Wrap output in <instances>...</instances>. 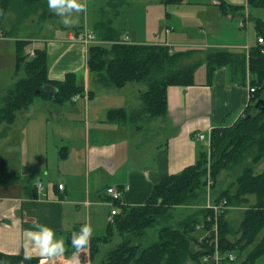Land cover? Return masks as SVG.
I'll use <instances>...</instances> for the list:
<instances>
[{
  "label": "crops",
  "instance_id": "obj_1",
  "mask_svg": "<svg viewBox=\"0 0 264 264\" xmlns=\"http://www.w3.org/2000/svg\"><path fill=\"white\" fill-rule=\"evenodd\" d=\"M216 1L218 3L215 5L213 0H183L179 3L208 6L197 11L212 27L211 34H207L202 42L197 39H181L179 35L171 37L178 24L170 17L169 12L163 16L172 19L175 26L166 24L164 37L157 30H152L157 41L149 42L145 36L130 26L133 24L131 16L123 17L116 9L131 5L144 9L150 16L152 9H157L159 4H163L161 0H91V6L89 0H82L79 2L85 7L82 8L83 12L80 9L79 17L65 23L62 17L56 14L57 25L51 30L53 34L49 28H41L42 34L37 37L42 38L43 34H49L47 37L50 41L46 42L47 54L52 51L55 55L48 67V77L58 80L62 79L66 72L81 69L84 75L80 83L83 84L84 91L61 104L46 97L36 98L26 109L16 113L12 124L0 125L5 135L15 129L19 131L16 139L17 149H10L8 145L5 146L6 151H1L0 154L8 160L12 170L10 176L8 174L0 180L1 252L24 256L30 254L31 257H39L41 264L43 258L28 237V231L37 223L53 228L59 237L65 239V247L68 234L77 232L85 223H90L93 227L91 238L99 240L105 233L107 216L111 208V203L104 194L108 185H115L121 189V201L124 205L142 204L155 183L164 176L193 164L200 151L206 150L208 140L197 139L196 133H207L216 126H229L240 117L245 102L251 98L248 73L243 76V72H231L228 66L217 68L209 82L204 65L205 71L199 78H196L194 73L193 84L168 86L167 112L165 116L160 117V124L167 129L163 142L150 146L149 141H146L147 126L153 121L145 118L138 122V126H134L141 133L139 140L135 138L134 129L129 132V140L131 141L133 137V143L137 145L136 151H132L133 154L130 146L123 140V136L128 137L125 132L127 125L133 124L109 121L106 119V113L111 108L119 107L124 108L127 113L134 110L117 106L120 102L115 101L113 96L100 97L101 103L91 109V100L95 93L90 84L94 83L97 86V83L88 73L86 64L88 46L77 38L79 33L89 29V25H93L96 20H103L120 33V37L127 34L133 43L163 44L173 50L194 49L195 52L191 55L194 60L203 59L209 49L242 51L247 55L249 48L256 44L258 32L256 20L264 22L262 14L264 8L248 7L246 0H223L228 5H244L241 14L234 16L231 12L222 11L221 0ZM209 4L214 7H210ZM101 5L103 10L98 14L95 8ZM89 8L94 11L91 20ZM244 13L247 15L244 22L245 35L238 31L234 39H229L231 35L225 33V27L233 26L230 20H238ZM153 14L160 22L159 11ZM249 18L254 21L253 42L249 38V35L251 36L247 23ZM234 28L232 27V31ZM92 29L97 33L94 27ZM152 31L145 35H151ZM201 31L204 32L205 29L202 28ZM211 38L218 40L211 42L209 41ZM97 87L100 90L110 88ZM36 106H39L38 109ZM58 134L66 139V146L59 147L56 141ZM50 137L53 138V142L49 141ZM146 147L154 148L148 152V162L133 161L132 156L137 157ZM7 155H15L16 159ZM74 156L78 161H74ZM32 170L39 176L31 185L27 181H30L29 171ZM40 171L43 175L39 173ZM20 176H23V182L20 181ZM37 180L42 182L39 193H36L34 188ZM58 183L63 184L62 189L57 187ZM110 239L104 241L101 239L97 247L101 242H108ZM89 247L90 244L85 252L88 259ZM81 254L83 253L79 254L80 260ZM99 259H94L93 264L99 263L101 261ZM260 259L264 261V255L260 256L255 264H258Z\"/></svg>",
  "mask_w": 264,
  "mask_h": 264
},
{
  "label": "trees",
  "instance_id": "obj_2",
  "mask_svg": "<svg viewBox=\"0 0 264 264\" xmlns=\"http://www.w3.org/2000/svg\"><path fill=\"white\" fill-rule=\"evenodd\" d=\"M10 1L0 0V16L9 7ZM26 1L39 4L40 1L47 0ZM182 1L161 0L166 5L179 4ZM246 5L264 8V0H246ZM220 8L235 16L241 14L244 5H228L221 0ZM97 22L94 26L97 30L95 34L106 43L90 44L87 48V70L93 81L102 87L122 88L126 83L132 82L145 85L139 97L142 107L131 113H127L122 107L111 108L106 113L109 121L138 126L137 120L165 116L167 87L193 84L194 73L202 64L206 67L208 82L220 66H228L231 72H243V76L248 73L249 87L254 88L250 103L231 125L211 129L209 146L212 155L213 188L222 169L239 167L237 180L224 190L218 189L214 203L219 204L225 200V205L234 206L246 201L244 196L251 193H254L256 201L243 212L236 229L240 236L234 240L229 238L233 232L224 218L225 211L221 210L215 213L212 208L191 207V211L184 218L172 225V209L186 204L200 205L198 203L204 198L203 177L206 174L207 158L206 151L202 150L193 164L166 175L155 183L142 204L126 206L115 202L119 210L113 221L107 224L104 235L99 240L90 239L91 264L98 251V241L110 239L114 232L118 234L119 240L103 255L99 264H207L203 257L214 254V243H210L214 234H207L201 240L198 236L215 220L220 252H235L238 257L237 264H255L264 255V172L257 175L252 173V164H257L264 156V104L262 107L256 106L259 99L264 103V42L256 41L247 55L242 51L209 49L203 59L183 63L184 59L195 52L194 49L173 50L163 44L120 42V33L109 23L103 20ZM255 25L258 29L257 37L261 36L264 40V22L258 19ZM30 44V41L24 39H18L14 43V75L22 72L23 76L7 86L0 100V125L12 124L16 113L26 109L36 98L51 99L43 90L44 84L56 87V96L52 101L58 104L84 91L83 84L77 83L75 72H66L62 79L48 80L47 53L37 48L32 57L26 56L24 48ZM249 156L251 160L247 162L246 158ZM8 174H11L8 160L0 156V180ZM207 217H210L209 221L206 220ZM157 222L162 224L157 232V239L143 246L144 228ZM196 224H203V229L195 228ZM261 231L259 240L255 241ZM71 236L72 233H69L65 255L75 251L71 245ZM249 246L251 249H247ZM25 257L22 254L0 251V264H38L40 261L39 257ZM225 264L232 262L227 261Z\"/></svg>",
  "mask_w": 264,
  "mask_h": 264
},
{
  "label": "rangeland",
  "instance_id": "obj_3",
  "mask_svg": "<svg viewBox=\"0 0 264 264\" xmlns=\"http://www.w3.org/2000/svg\"><path fill=\"white\" fill-rule=\"evenodd\" d=\"M80 2L82 0H79ZM216 1V0H215ZM214 1V2H215ZM29 2V3H26ZM213 4L215 5L216 3ZM100 3V2H99ZM101 4V3H100ZM89 5H92L91 0H89ZM211 5V4H209ZM9 7L6 9V11L0 16V97L4 94L6 88L8 85H10L16 78L22 77L23 73L20 72L18 75H14V64H15V48L14 43L18 39H24L28 40L31 42V44L28 47L24 48V54L28 57H32L34 55V52L38 49H42L44 52L47 53L46 50V42L50 41V38L47 36H50L49 34H43L42 38L37 37L40 34H42L41 28H45L50 30V33L53 34L54 32H51L54 27L56 28V14L57 12L48 6V0L47 1H40L39 4L35 2H30L26 0H11L9 2ZM102 5L98 8H95L96 13H100V10H103ZM159 8L157 9H152V14L148 16L147 13H145L144 9L142 8H134L131 7V5H124L123 7L116 8L119 10L122 14L123 17L126 16H131V21L133 26V29L140 34L143 35L144 38H147L146 40H149V42L152 41H157L156 39V34L153 35L154 29L158 31V33H162L163 37L165 35L164 33V26L167 25H174V21L169 18H165L163 15L166 12L171 13L170 17L175 19V22L178 24L175 26V30L172 31V34L170 35L171 37H175V35H179V37L182 38H190V39H197L200 42L204 41L205 36L207 34H211L212 32V27L211 25L207 22V19H204L202 15H199L197 11L199 9H202V7H208L206 5L202 4H196V3H185V4H178V5H167L165 6L164 4H159ZM214 7V6H210ZM100 8V9H99ZM156 11H159V15L161 17V21L159 22L155 18ZM263 11V16H264V10ZM83 12V9H82ZM90 16L89 19L91 20L92 18V11L89 8ZM81 13V10H73L71 13H66L65 15H59L58 16L62 17V20H65V16H68L70 21L74 20L75 18L79 17V14ZM55 14V15H53ZM135 17V18H134ZM19 18V20H17ZM96 18V17H95ZM98 20L94 22V24L89 25V29L93 32V27L96 26ZM146 21V22H145ZM97 22V23H96ZM230 23H232L233 26H226L225 27V33L227 35H231V38L229 39H234L236 37V33L240 31L243 35H245L246 30L244 26H239L238 25V20H230ZM235 23V24H234ZM248 28L251 33V36L249 35V38L251 42L254 41V21L252 19H248ZM236 25V26H235ZM232 27L235 29L232 31ZM95 28V27H94ZM204 28L205 31L202 32L201 29ZM153 30V31H152ZM150 34L145 35L148 32H151ZM150 35V37H149ZM15 36V38H12ZM149 38V39H148ZM218 39L211 38L209 41L217 42ZM98 43H106L105 41L98 39ZM84 43V42H83ZM97 43V39H95V42L93 44ZM88 46L90 44H87ZM198 52V50H197ZM196 52V53H197ZM55 57V55L52 53V51H49L47 54V64L48 67L51 64L52 59ZM194 60V57H188L187 59L183 60V63L186 61L192 62ZM182 64V63H181ZM204 64L200 65L196 71H195V76L196 78H199L203 73H204ZM76 73V78H77V83H80V79L83 81V71L77 70L74 71ZM47 76H48V69H47ZM48 80H51L49 77H47ZM91 79V78H90ZM92 80V79H91ZM91 82V81H90ZM97 86L101 87L100 85L97 84ZM94 83L90 84L91 89L94 91L95 96L91 100V109L93 110V107L95 105H98L101 103L100 97L102 96H113L115 101H119L120 103L117 104V106H124L126 110H138L142 107L141 100L139 99L140 93L144 91L145 85L142 83L138 82H132V83H126L123 88L117 89L114 87L110 88H98ZM138 90V91H136ZM136 92L137 96H136ZM39 106H36V109H38ZM132 112V111H131ZM144 120V119H140ZM140 120H137L140 122ZM152 123L148 124L147 130H146V141H149L150 146L157 145V143L163 142V138L165 133L167 132V129L162 126L160 117L158 118H151ZM159 122V124L155 123ZM127 131L126 136H123V140L126 142L127 145L130 146V151L132 153L136 151V144L133 143V137L132 140H129V132H132L133 129L136 132L135 138L139 140L140 132L134 128V126L127 125ZM19 131L17 129L12 130L7 133H3L2 128L0 127V154L1 151H6L5 146L7 147L9 145L10 149H17L18 144L16 142L17 135ZM16 137V138H15ZM12 140H11V139ZM93 138V137H92ZM50 142H53V138L50 137L49 139ZM56 141L59 144V147L66 146V139L58 134L56 136ZM206 158L207 162L205 164V176L203 177V181H205L204 184V198L202 202L200 201V205H193V206H188V204L183 205V206H176V208L172 209V216L173 219L171 221L172 225H175L176 222L182 218H184L190 211L191 207H203L207 208L208 205L211 204H216L214 203V198L218 194L217 190L218 189H226L229 187L232 183L235 182V179L237 180V176L239 174V167L238 166H233L230 168L222 169L219 178L215 184V187L213 188L214 181L211 176V170H212V155H211V147L209 144H206ZM154 148L151 147H146L144 151L138 155L137 157L132 156L133 161H137L140 163L148 162L149 160V151H153ZM12 153V152H8ZM133 154V153H132ZM1 156V155H0ZM10 156V158H15V155H7ZM251 160V156L246 158V161L249 162ZM74 161H78L77 157L74 156ZM10 167V166H9ZM10 171L12 172L11 168ZM264 172V156L257 162V164H252V173L253 175H257L259 173ZM41 175L43 173L40 171L39 172ZM57 173V172H55ZM30 177L27 183H30L31 185L33 182H35L36 178L39 176L37 175V172L32 170L29 171ZM40 175V176H41ZM42 177V176H41ZM20 181L23 180V176L19 177ZM24 181V180H23ZM22 181V182H23ZM209 181H213L212 183H209ZM246 201L236 203L234 206H229V207H223L221 211L224 212V218L228 221L233 234L229 235V238L231 240H234L240 236L239 232L236 231L238 229L240 221L242 219L243 212L247 207L251 204H253L255 200V195L254 193L245 195ZM192 205V204H191ZM162 224L156 223L151 227H146L144 228V233L145 236L142 240L143 246L147 245L150 242H153L154 240L157 239V232L160 229ZM198 224L195 225V228L197 227ZM197 233L199 231H196ZM208 234H214L213 232H209ZM262 234V231L256 236L255 241L259 240L260 236ZM204 232L198 236L199 240H201L204 236ZM119 240V236L116 232L112 235L111 239L108 242H101L99 247L97 248V253L95 256V259H101L103 254H105L108 250H110L116 242ZM247 249H251L250 246ZM246 249V250H247ZM66 253V252H65ZM83 254V259L81 260V264H91V261L89 262V259L87 258V255L85 252H82ZM75 252H69L68 255H63L59 257V259L62 262H68L64 261V259H70L75 261ZM243 254V253H242ZM102 256V257H101ZM99 259V260H100ZM263 259H260L258 261V264H263ZM39 264V263H38ZM42 264V263H41ZM44 264H48L47 262H44ZM67 264H71L70 262ZM99 264V263H98Z\"/></svg>",
  "mask_w": 264,
  "mask_h": 264
},
{
  "label": "clouds",
  "instance_id": "obj_4",
  "mask_svg": "<svg viewBox=\"0 0 264 264\" xmlns=\"http://www.w3.org/2000/svg\"><path fill=\"white\" fill-rule=\"evenodd\" d=\"M48 6L62 16L66 13H71L73 10L79 11L85 7L79 0H48ZM64 22H70L68 16H65ZM93 231L92 225L85 223L81 225L77 232L72 234L71 245L75 249V264H81L79 254L86 252ZM28 237L34 244L38 254L43 258L42 264L45 261H54L63 256L66 251L65 239L59 237L55 230L46 224L37 223L28 231ZM25 258L30 259L31 255H27Z\"/></svg>",
  "mask_w": 264,
  "mask_h": 264
},
{
  "label": "built area",
  "instance_id": "obj_5",
  "mask_svg": "<svg viewBox=\"0 0 264 264\" xmlns=\"http://www.w3.org/2000/svg\"><path fill=\"white\" fill-rule=\"evenodd\" d=\"M239 24L240 25H243L244 22L243 20L241 19L239 21ZM94 34L90 31H85L83 34H80L78 36V39H80L82 42L84 43H92L94 42ZM129 39H128V36L125 35L122 37V41L123 42H127ZM258 42H263V39L261 37H258L257 38ZM254 90L253 87H250L249 88V91L252 92ZM196 138L197 139H204L205 138V135L202 133V132H199L197 133L196 135ZM207 139H209V135H207ZM211 181H209L210 183ZM58 186L60 188H62V184H58ZM40 188V183H38V189ZM105 193L106 195L109 197V199L112 201V202H115V201H119L120 202V199H121V191L119 188H117L116 186H113V185H109L106 187L105 189ZM226 202L225 200H222L219 204H211V205H208L207 208H212L215 213L218 212L219 210H221L223 207H226L225 206ZM213 211V214H214V218L217 217V215L214 213ZM118 212V208L117 206H112L111 210H110V215L108 217V219L110 221H112L113 219V215H115L116 213ZM207 221L210 220V217H207L206 218ZM198 230L199 229H203V224H198L197 227H196ZM214 233L213 235V238L212 240L210 241L214 243V254L213 256H210V255H206L203 257V261L206 262L207 264H222L224 262L223 259L225 260H229V261H233L235 259V255L231 252V251H225V252H220L218 246H217V224H216V220L213 222V224L204 231V236H206L209 232H212ZM224 257V258H221V257Z\"/></svg>",
  "mask_w": 264,
  "mask_h": 264
},
{
  "label": "water",
  "instance_id": "obj_6",
  "mask_svg": "<svg viewBox=\"0 0 264 264\" xmlns=\"http://www.w3.org/2000/svg\"><path fill=\"white\" fill-rule=\"evenodd\" d=\"M43 90H44L46 93H48L52 99L55 98V96H56V92H57L56 87H54L53 85H50V84H44V85H43ZM263 104H264V103H263V101H262L261 99H259V100L256 102V106H257V105H261V107H262ZM53 264H61V263H60L59 261H55Z\"/></svg>",
  "mask_w": 264,
  "mask_h": 264
},
{
  "label": "bare ground",
  "instance_id": "obj_7",
  "mask_svg": "<svg viewBox=\"0 0 264 264\" xmlns=\"http://www.w3.org/2000/svg\"><path fill=\"white\" fill-rule=\"evenodd\" d=\"M244 109V108H243ZM220 246V245H219ZM231 249V248H230ZM67 263H69V262H64L63 264H67Z\"/></svg>",
  "mask_w": 264,
  "mask_h": 264
}]
</instances>
